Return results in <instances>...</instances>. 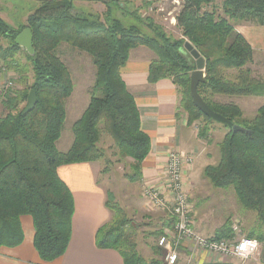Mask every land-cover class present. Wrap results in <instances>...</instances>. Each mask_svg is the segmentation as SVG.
I'll return each mask as SVG.
<instances>
[{
	"label": "trees",
	"instance_id": "16d2710c",
	"mask_svg": "<svg viewBox=\"0 0 264 264\" xmlns=\"http://www.w3.org/2000/svg\"><path fill=\"white\" fill-rule=\"evenodd\" d=\"M38 1V8L17 28L0 18V62L15 74L12 83L22 86L0 95V248L22 243L20 219L29 217L33 248L40 261L48 264L63 256L71 234L73 198L57 169L102 161L105 152L98 145L103 134L112 141L118 159L129 161L131 173L124 178L129 183L140 182L141 163L149 154L150 142L141 131L138 109L119 73L133 48L145 46L154 52L148 81L171 79L187 122L200 123L199 137L210 143L209 126L215 122L192 104L189 83L195 62L183 48L186 42L205 62V82L197 86V93L210 110L235 127L222 125L228 131L219 143V163L207 166L204 176L216 189L232 188L239 205L255 213L257 231L251 230L246 237L263 243L264 106L246 120L237 106L216 103L213 97H264V82L254 79L248 68L252 49L233 28L234 22L241 21L264 27V0H221L219 6L216 0H178L182 8L175 22L184 39L171 38L152 20L142 21L132 12L123 11L138 25L127 27L110 19L108 7L99 18L79 13L75 0ZM141 23L150 34L142 32ZM25 29L32 33L33 55L14 42ZM61 44L85 53L96 70L89 103L72 126L73 142L65 153L56 144L73 84L57 54ZM22 54L25 63L19 61ZM227 71L236 72L233 80L226 78ZM31 91L35 106L23 113ZM106 206L112 217L97 231L96 246L118 252L123 264H160L146 262L137 253L138 227L111 196ZM229 237L230 227L225 223L211 240Z\"/></svg>",
	"mask_w": 264,
	"mask_h": 264
},
{
	"label": "crops",
	"instance_id": "0c3cea01",
	"mask_svg": "<svg viewBox=\"0 0 264 264\" xmlns=\"http://www.w3.org/2000/svg\"><path fill=\"white\" fill-rule=\"evenodd\" d=\"M12 1L0 0V18L9 26L16 28L22 25L27 16L21 22L12 23L8 13L14 11L15 5ZM89 5L91 0H75L74 5L78 11L77 2ZM94 4H100L99 0H93ZM35 6L33 12L38 8V0H26ZM35 3V4H34ZM103 8H107L101 5ZM87 7V6H86ZM30 13V11H29ZM104 14L100 11L97 14ZM30 15V14H27ZM120 15V14H119ZM125 16V15H124ZM8 17V18H7ZM121 17V15H120ZM123 17V16H122ZM233 28L241 35L252 49L253 60L248 66L251 76L257 75L258 82H264V27L251 22H234ZM156 59L152 50L145 46H138L129 51L127 61L120 68V77L126 87L127 92L133 98L139 112L141 131L146 134L150 142L148 156L141 163L140 197L144 210L145 201L142 195V184L155 183L159 177V172L165 164L166 157L171 151H178L184 157L191 158V164L185 166V179L189 182V174L193 171L194 159L200 157L208 150L210 143L199 137L201 124L187 122L186 114L180 109V94L171 79H160L154 83L148 81L150 64ZM86 63H92L91 59ZM236 75L235 71H228ZM226 76V75H225ZM233 80V76H226ZM254 78V77H253ZM255 79V78H254ZM90 93V92H89ZM75 86L68 100L73 99ZM90 95V94H89ZM89 98L86 97L76 101L73 116L77 119L85 111ZM260 101L259 105H255ZM213 101L219 104H233L237 106L244 119L251 120L259 107L264 106V97H228L218 95L213 97ZM82 110H80L81 106ZM82 111V112H80ZM2 107L0 105V115ZM210 142L215 130H220L214 125L209 126ZM225 134L227 131H224ZM224 134V135H225ZM223 135V136H224ZM58 140L56 147L59 152L65 153L69 150L73 142L71 138L62 143ZM58 147H61L58 149ZM99 162L81 163L68 166H61L57 169L59 178L65 183L73 198V215L71 218V234L67 249L63 256L48 264H123V260L118 252L112 249H99L95 244L97 231L111 221V212L106 206L112 189L110 179L105 178L106 183L101 185L98 181L101 175ZM109 175V174H108ZM113 194V193H112ZM124 212H128L118 200L114 201ZM150 217L157 214L163 218L166 213L155 210L145 211ZM127 215V213H126ZM198 213H195L194 222ZM128 217V216H127ZM23 232L22 243L14 248H0V264H43L33 248L34 231L29 217L20 219ZM158 229L162 231L172 228V221L167 218L157 222ZM194 227V224H193ZM217 229L214 233L216 235ZM194 233L202 239H212V233L199 226L193 228ZM176 264H239L236 260L224 257L216 253H210L198 248L193 241H186L178 248V259Z\"/></svg>",
	"mask_w": 264,
	"mask_h": 264
},
{
	"label": "rangeland",
	"instance_id": "374dc122",
	"mask_svg": "<svg viewBox=\"0 0 264 264\" xmlns=\"http://www.w3.org/2000/svg\"><path fill=\"white\" fill-rule=\"evenodd\" d=\"M91 1L92 3L89 5H83L80 3L81 1L77 2L76 5L79 7L78 12L85 16L92 15L102 18L104 14L102 13L99 15L97 13L100 11L106 12V8L101 6L104 5L110 9V19H117L127 27L131 25H138L137 20L126 14L128 12H132L133 14L138 15L142 21H145L146 19L152 20L154 24L161 27L171 38L184 39L181 36L179 29L176 27L175 22V17L182 8L181 1L99 0L100 4H94V1ZM144 2L149 3V5H145ZM12 3H14L15 8L13 12L8 13V20L14 24L16 23V25L18 22H21L23 17L28 16L27 14H32V10H34L36 6H33V4L30 2H26V0H16L12 1ZM220 4L221 0H216V6H219ZM140 27L143 33L150 34L146 25L141 23ZM4 44L5 42H3V45ZM57 54L61 62L69 71L72 84L75 86V94L72 101L67 100L65 105L66 117L60 136V141L64 143L71 138L72 126L77 119V116L74 117L73 113H71L73 111L74 104L76 105L75 99L79 102V99L82 101V99L89 97V92L95 80L96 70L92 63H86L89 61V56H87L85 53L79 52L78 50L70 48L66 44H61L58 47ZM19 61H21V63H25V57L23 54L20 56ZM225 75L227 77H235V74H230L228 71L225 72ZM31 77V74H29V81L31 80ZM252 77L256 79L258 76L253 75ZM12 78H16L15 74L11 71H8L2 66V63L0 62V95L1 93H4L5 90L10 88H22V86L16 82L13 83L10 88L3 90L4 82L7 81V79L11 81ZM259 104L260 101L257 100L255 105ZM83 106L84 105L81 106L80 110H82ZM212 125L220 130H215V132L212 134V139L208 150L200 157L194 159V169L189 174V182L191 185L190 187L188 185L190 202L194 212L198 213L193 228L195 230V226H199L202 229H206L209 233H212L211 236H214L215 231L220 229L225 223H227V225L230 227L231 222L237 220L240 222L242 234L247 236L251 230L257 231L256 226L258 224L255 213L246 212L239 205L232 188L216 189L204 176V169L207 166H216L219 163V143L224 137V131H228L218 123H213ZM98 146L105 152V158L99 162L101 175H99L98 181L101 185H103L106 183L105 178L108 176L111 184L110 187L113 191V194L110 193L112 201L114 202L115 200H118L120 204H122L125 209L128 210V212H126L128 218H130L138 227L137 237L135 240L137 253L146 262L156 260L160 264H165L163 258L164 252L161 249L159 250L156 245V240L159 236L158 233L160 232L157 222L160 219H167L168 215L166 214V216L163 218V215L162 217H158L157 214L153 213L154 215L150 217L146 213L145 216L144 210H148L145 208V206L144 210H142L140 207V203L142 204V199L140 197V184L135 185V183H129L124 178V175L131 173V170L128 166L129 161L118 159L116 156V150L113 148L112 141L104 134L102 135ZM59 148L61 147H58V149ZM236 261L239 264H264V242L260 243L258 252L252 258L244 263H241L238 260Z\"/></svg>",
	"mask_w": 264,
	"mask_h": 264
},
{
	"label": "built area",
	"instance_id": "2783aa9c",
	"mask_svg": "<svg viewBox=\"0 0 264 264\" xmlns=\"http://www.w3.org/2000/svg\"><path fill=\"white\" fill-rule=\"evenodd\" d=\"M12 81L4 82L3 90L10 88ZM191 164L190 157L178 151H171L155 183L142 184L141 190L148 211H161L172 221V228L164 230L156 240V245L164 252L165 264H176L178 248L186 241L204 251L216 253L246 262L259 250L260 243L242 234L240 222L230 224V237L220 240L202 239L193 231L195 212L190 202L189 187L185 179V166Z\"/></svg>",
	"mask_w": 264,
	"mask_h": 264
},
{
	"label": "water",
	"instance_id": "95a60500",
	"mask_svg": "<svg viewBox=\"0 0 264 264\" xmlns=\"http://www.w3.org/2000/svg\"><path fill=\"white\" fill-rule=\"evenodd\" d=\"M15 44L22 48L27 54L33 55L32 50V33L30 29L23 30L15 39ZM184 50L190 55V57L195 62V70L190 74V83H189V93L191 97V101L193 106L200 111V113L218 123L220 125L227 126L229 128H233V124L229 122L227 119L222 117L219 114H216L212 110H210L207 105L203 102L199 94L197 93V86L200 83L205 82L204 75V59L199 55V53L189 44L185 43L183 46ZM36 103L35 93L31 91L28 95L27 104L23 111V113H27L31 111ZM235 130V127L233 128Z\"/></svg>",
	"mask_w": 264,
	"mask_h": 264
}]
</instances>
